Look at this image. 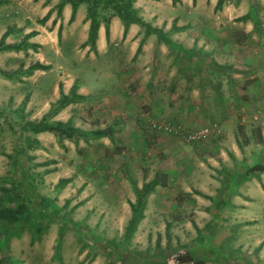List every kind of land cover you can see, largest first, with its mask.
<instances>
[{
	"label": "crops",
	"instance_id": "0c3cea01",
	"mask_svg": "<svg viewBox=\"0 0 264 264\" xmlns=\"http://www.w3.org/2000/svg\"><path fill=\"white\" fill-rule=\"evenodd\" d=\"M163 1L162 7L152 0H135L133 5L141 19L153 27L162 29L170 38V42L160 41L155 34H145L144 28L137 23H130L124 33V24L117 15L112 14L108 22L101 18L95 45L96 54L101 56L104 62L102 67L99 66L94 72L91 71L84 76L77 71L62 72L58 83L53 86L47 106L42 105L40 109V106L31 105L33 113L30 114L29 120L39 121L47 116L49 122L70 123L82 131V122H85L82 120L85 118L89 121H99L97 129L106 130L107 135L102 137L108 138L114 153L104 154L103 162L99 161L97 167L107 168L108 160H115L119 164L116 166L115 162H112V165L118 169V175H114L113 179L119 176L124 183V177L129 180L133 173H141L142 180L138 187L158 176L162 184L155 187L153 192L156 191L157 194V188L169 185L172 178L163 174L166 171L159 166L162 161L159 165L155 162L154 165L150 164L153 155L149 147L153 145L164 150L169 146L171 155L165 158L171 157L175 161L171 167V170L175 169L176 174L173 184L177 185L179 192L189 197L184 199L185 202L193 203L191 209L195 213L193 219L197 229L202 232L205 227L206 230L226 234L223 238L225 243L222 245L237 250L233 258L238 260L242 258V253H253L254 255L246 256V261L264 264V232L261 236L263 243L254 251L241 247L240 243L238 244L240 246H234L238 233L247 231V224L264 227V172L251 173L249 179L231 189V195L227 194L225 197L223 195L221 198L224 201L220 204V209L217 201L215 203L203 197L215 196L226 174L236 177L244 173L251 163L264 162L261 157L260 160L256 158L257 154L260 156L264 153V126H252L248 132L246 130L248 125L244 130L242 123L243 121L248 123L257 111L260 112L264 108L263 29L257 25L259 20L255 12L251 13L252 18L241 19L239 26L232 22L230 24L217 22L216 18L203 19L202 24L205 26H201V30H198L199 27L194 29L193 36L190 37L185 32L184 24L187 25L185 18L178 15H182L189 5L193 4L192 0H187L185 7L178 2L174 3L178 5L175 7L172 0ZM209 1L215 8L217 0ZM58 2L59 0H55L47 12ZM203 2L204 0H196L193 4L195 9L202 8ZM4 5L5 3L0 5V8ZM250 11L249 7L242 16ZM71 12V5L66 3L62 9V16L53 24L55 16L51 14L49 23L54 26L67 25L71 32L80 28L77 40L83 43L87 40L90 24L86 19V5L80 4L74 19L69 22ZM159 13L167 18V21L161 20L164 26L156 22ZM166 13L173 16L170 17ZM173 19H176L174 29ZM191 20L195 21L193 18ZM47 24L36 25L33 30L37 33L43 31L45 29L43 26ZM7 29V24H0V37ZM64 52L59 50L57 57L68 56L67 52ZM38 62L45 64L41 60ZM46 64L50 67L49 71H54L55 66L52 63ZM73 86H76L75 94L79 98L51 113L62 95H71ZM255 110L257 111L254 112ZM239 111L244 112L242 122L237 117L240 115ZM14 112L18 116L24 115L18 109ZM261 112V116L256 120L259 123L260 120H264V112ZM155 120L174 125H188L192 128L217 123L221 135H214L213 139L217 143L210 144L212 139L208 142L186 143L177 135L153 130L151 122ZM261 123L264 125V121ZM239 129L243 139L239 137ZM257 130L260 132L256 134ZM47 135L57 139L55 134L50 132L33 135L38 138L39 147L44 146L39 137L46 139L49 138ZM116 135L122 137L121 141L128 145L127 155L125 151L117 148L119 138H116ZM255 135L258 137L257 144L260 147L258 150L252 149ZM217 137H223V143H218ZM65 140L76 144L73 140L63 139L64 145ZM248 146L252 147L247 153ZM65 147L67 148L66 145ZM35 151L39 153L41 150L38 148ZM115 154L120 161L113 158ZM217 154L219 158L215 159L214 156ZM6 156L9 157L7 154ZM33 160L35 162L46 160L47 165L55 162L48 158L40 160L38 156ZM5 163L13 168L11 160ZM0 169L5 170L2 166ZM4 174L0 173L1 180L7 179ZM133 183L135 182L129 181V185ZM86 186H96L97 192H100L99 182L89 181ZM153 192L147 196L144 217L137 224V230L142 228V221L147 216ZM130 201L135 202L132 199ZM157 201L158 198L155 197V202ZM131 215L130 208L126 217L130 219ZM19 229L18 223L5 224L2 228L0 258L3 264H48L46 261L50 258L42 260L30 256L36 251L37 248L34 247H38L39 242L31 244V235L28 239L26 231L17 234ZM48 238L45 237V240Z\"/></svg>",
	"mask_w": 264,
	"mask_h": 264
},
{
	"label": "rangeland",
	"instance_id": "374dc122",
	"mask_svg": "<svg viewBox=\"0 0 264 264\" xmlns=\"http://www.w3.org/2000/svg\"><path fill=\"white\" fill-rule=\"evenodd\" d=\"M54 1L7 0L5 5L0 8V24H7L8 28L10 27L11 29V34L5 40L6 44L19 43L25 39L26 34L34 31V26L48 23L47 26H43L45 28L43 31H38L36 35L28 39V42L38 44L36 49L0 51V70L13 74L12 79L0 74V153L4 154H0V166L5 169H0V173H5L4 176L6 175L8 179L16 176L14 174L15 171L5 163L10 161V158L6 154L11 155L12 149L15 146H24L25 153L21 160L23 164L26 160L25 155H28L32 159H37L38 156L40 160H44L45 158L55 160L51 165H47L48 161L46 160L39 162L32 161L35 164L33 165L35 172H41V175L37 177L40 182V193L43 195L48 194L49 201L59 207L63 206L67 200L69 201L68 205L64 207L65 210L63 212L66 221L61 225L58 223L52 224L48 234L46 232L44 237L42 235L38 241V247H34L37 248L35 249L36 251L30 256L42 260L50 258L49 261H46L48 264H123L120 260L121 255H118L123 250L124 261L128 264H143V262H150V260L159 261L160 258H166L165 264H191L189 262H179L177 255L184 253L188 248L196 246L197 238L206 239L210 245L226 248L225 245H222L225 243L223 238H225L226 234H219L218 231L214 232V230L210 229L206 230L205 227L201 230L202 232H197V226L194 224L193 219L195 213L191 209L193 203L185 202L184 199L189 197L183 195L181 191L179 192L176 187L177 185L173 184L176 174L175 169L171 170V167L174 166L175 161L171 157L165 158L167 155H171L169 146H166L164 150L159 149L158 146L152 145L153 147H149L151 149L149 151L153 155L150 164L154 165L155 162L159 165V162L162 161L159 166H161L163 171H166L163 174L169 176L172 180H170L169 185L157 188L158 194L156 191L153 192L152 202L147 208L148 213L142 221L141 230H137L136 228L130 239H124L123 232L129 220V217H126L130 211L129 203L131 199L135 200L132 185H129V181H133L136 185L140 186L142 177L141 173H133L129 180L127 177H124V183L119 176L113 179L114 175H118L116 166L119 162H115V160H108L107 168L97 167L99 161L103 162L104 154L110 155L114 153V149L107 137L94 138L91 135V132L97 129L99 121H89L86 118V120H82L86 122H82L83 131L90 134L81 137L77 144L65 140L64 143L67 148L65 145L64 148L59 146L57 139L52 135H47L49 138L46 139L41 136L39 137L44 144L43 147L41 146V149L38 138L29 132L21 131V122L26 119L29 121L30 114L33 113L31 105L40 106V109L42 105L44 107L47 106L53 86L58 83L62 72L71 73L77 71L81 72L84 76L91 71L94 72L97 67H102L104 64L101 56L90 50L88 45L83 47L82 42L77 40L80 28L71 32L67 25L61 24V37L60 39L58 38L60 25L56 24L54 26L49 23V19L52 16H55L56 20L60 18L57 16L56 10H54V14L50 15L45 23H38V20L47 14L48 7ZM152 1L160 5V7L164 6L163 0ZM224 1V5L222 4L223 6L219 10H216L213 3L209 0H204L203 7L199 9H195V5L193 4L189 5L183 12V16L178 15L179 17H184L185 22H187V25L184 24V28H186L185 32L190 37L193 36V30L198 29V27L200 28L198 30H201V26H205L202 24V21L207 18H216L217 22H224L226 24L232 22L239 26L240 21H242L240 17L249 7L251 9L250 12H256L255 16L259 20L258 24L264 32V0ZM177 2L185 7L187 0H178ZM174 5L175 7L178 6L177 4ZM166 14L170 17L173 16L171 13ZM192 18L195 21H192ZM162 19L167 21V18L159 13L156 22L158 25L164 26L161 22ZM173 20L174 24L176 19ZM59 50L67 52L68 56L57 57ZM38 60L44 62V65H47V62L52 63L55 66L54 71H49V67L45 70L36 69L32 73H25V70L30 65L38 62ZM88 80L86 79L85 81ZM15 109L24 114L22 115L23 118L20 119L14 112ZM263 109L261 111L264 112ZM9 111H12V113ZM261 111L259 113L257 111L255 115L258 113L261 116ZM239 112L240 115H237V117L242 122L244 120L242 118L244 112ZM25 114L27 117H25ZM251 120H254V117ZM251 120L249 119L248 123L246 121L242 122L244 130L247 125L246 130L248 132L252 126H264L261 123L264 120H260V123L256 121L258 119ZM184 126L192 128L188 125ZM259 132L257 130L256 134ZM220 133L221 129L215 136H218ZM240 133L241 129H239V137L243 139V135L240 136ZM117 137L119 138L117 148L125 151V155H127L126 147L128 145L121 141L122 137L116 135ZM178 137L182 139L181 136ZM213 137L214 135L201 142H208L212 139L210 144L213 142L217 143ZM217 138L219 139L218 143H223V137ZM253 138V147L248 146L246 148L248 149L247 153L251 147L254 150L260 148L259 144H257L259 143L257 141L258 137L255 135ZM238 139L237 142L240 145V140ZM30 142L34 144V148H31ZM38 148L41 150L39 153L35 151ZM116 155H113V158L120 161ZM257 155L256 158L258 160H260V157L264 160V153L260 156L259 154ZM214 157L218 159L219 154ZM112 162H115L116 166H113ZM144 165H146V162ZM208 169L210 168L208 167ZM46 171H49V173L47 174ZM118 173L121 175L120 172ZM150 176H152L151 172ZM65 178L69 180L67 183H58L59 180ZM89 181L99 182L100 192H97L98 188L96 186H86ZM155 197L158 198L159 202H155ZM204 198L208 199L207 197ZM37 216L45 220L42 215ZM67 220H70V222H67ZM247 225V231L238 233L234 246L241 245L243 248L254 251L257 246L263 243L261 236L264 232V227H256V225L251 223ZM23 232L19 229L16 233L22 234ZM60 232L62 236L60 235L61 237L59 238ZM25 233L29 239L30 234L27 231ZM47 236L49 238L45 240ZM58 240H60V244L57 255L56 244ZM239 243L240 245H238ZM104 245L110 246L108 253L103 251ZM129 254H134L137 259L127 260L130 257ZM247 255L254 254L242 253V258L238 260L223 256L214 261L206 260L205 264H253L246 261ZM199 257L203 258L202 255Z\"/></svg>",
	"mask_w": 264,
	"mask_h": 264
},
{
	"label": "trees",
	"instance_id": "16d2710c",
	"mask_svg": "<svg viewBox=\"0 0 264 264\" xmlns=\"http://www.w3.org/2000/svg\"><path fill=\"white\" fill-rule=\"evenodd\" d=\"M48 1V0H47ZM135 0H59L58 4L54 8L50 9L47 14L40 20L38 23L43 24L46 20L49 19L52 11L55 9L57 11V16H62V9L66 3H69L72 8L71 17L69 22H71L76 14L77 8L80 4L86 5V19L89 20V30L88 37L85 42L82 43V46H89V49L96 52V39L97 32L100 23V19L103 18L105 22H108L109 17L117 15L124 24V33H126L127 27L130 23L140 24L145 31V34H155L160 41L170 42V38L167 34L160 28L153 27L149 23L144 22L141 17L138 15L137 10L134 7ZM178 0H172L175 3ZM195 4L196 0H192ZM224 0H217L215 9L219 10L222 8ZM6 3V0H0V5ZM252 12H248L246 15L242 16L240 19H249L252 17ZM56 22V19L53 20V24ZM257 25L259 26L258 22ZM175 28L173 24V29ZM62 25L60 24L58 30V38L61 37ZM36 31H32L25 35V39L21 40L19 43L6 44L5 40L9 34H11L10 27L2 34L0 37V51L3 50H22V49H36L38 44L28 42V39L36 35ZM108 35V29H107ZM48 65L35 62L30 65L25 73H32L36 69L45 70L48 69ZM0 74L6 78L12 79V75L5 71L0 70ZM76 86H73L70 96L62 95L58 101V104L53 108L52 112H55L57 109L61 108L65 104L72 102L79 98L75 94ZM18 117V116H17ZM20 119L23 118L19 116ZM20 129L22 132H29L31 135L40 132H50L55 134L59 146L64 148L63 139L73 140L76 144L81 137H85L90 133L82 131L73 127L70 123H63L60 121L49 122L47 116H44L39 121L25 120L21 122ZM106 130H96L91 132V135L94 138H99L106 136ZM31 148H34V144L30 142ZM24 146H15L12 149L11 155L9 158L11 160V165L13 166L12 170L15 171V177L6 179H0V237L3 232L2 228L6 224L13 225L18 223L20 225V230L27 231L31 235V244L35 241H39L52 224L58 223L61 225L65 220L64 207L68 205L69 201L67 200L63 206L59 207L56 204H53L49 201V196L43 195L40 193V182L37 177L41 175V172H35L33 169L32 158L28 155L23 164L22 156L24 157ZM21 157V159H20ZM50 171V170H49ZM49 171L46 173L48 174ZM253 172H264V162H253L251 163L244 173L238 174L236 177L226 174L224 181L221 183V187L217 191L215 196H206L211 201H217L220 209L223 203L221 198L223 195H231V189L235 186H239L242 182L249 179L250 174ZM4 180V182H3ZM68 179H61L58 183H67ZM8 183V185H4ZM158 176H155L151 181L144 182L141 187H138L135 183L132 184V190L135 195V202H130L131 208V217L125 227L123 232L124 239H130L133 233L136 231L137 224L144 217L143 211L146 207L147 196L152 193L157 185H161ZM264 188V187H263ZM37 215H42L45 220H42L41 217ZM70 222V220H67ZM169 226V225H168ZM197 232L199 230L197 229ZM62 236V233H59V238ZM201 243H200V242ZM59 244L60 240L57 242V255L59 253ZM103 244V243H101ZM103 251H110V246H103ZM237 250L229 248H220L218 246L210 245L206 239L197 238V245L191 248H188L184 253L177 255V260L181 263L189 262L191 264H205L206 260H216L219 257L233 258ZM124 251L121 250L120 260L123 264H128L124 261L123 255ZM127 260L137 259L134 254H129ZM202 255L203 258L199 256ZM163 257V256H162ZM165 257V256H164ZM166 258H160L159 261L150 260V262H143V264H165ZM0 264H3V260L0 258Z\"/></svg>",
	"mask_w": 264,
	"mask_h": 264
},
{
	"label": "built area",
	"instance_id": "2783aa9c",
	"mask_svg": "<svg viewBox=\"0 0 264 264\" xmlns=\"http://www.w3.org/2000/svg\"><path fill=\"white\" fill-rule=\"evenodd\" d=\"M259 117L260 116L258 114L255 115L254 120L258 119ZM151 127L154 130L181 136V138L188 143L203 141L212 135H217V133L220 131V127L217 123H211L199 128H188L184 125H174L166 121L155 120L151 122Z\"/></svg>",
	"mask_w": 264,
	"mask_h": 264
}]
</instances>
